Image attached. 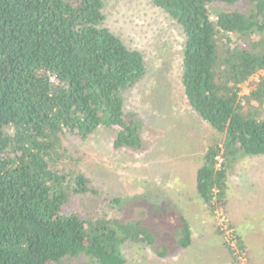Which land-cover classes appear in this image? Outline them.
Listing matches in <instances>:
<instances>
[{
  "label": "trees",
  "instance_id": "1",
  "mask_svg": "<svg viewBox=\"0 0 264 264\" xmlns=\"http://www.w3.org/2000/svg\"><path fill=\"white\" fill-rule=\"evenodd\" d=\"M105 1L0 0V264H125L126 244L166 256L140 221L71 209L98 193L67 169L66 135L112 131L114 149H144L123 100L145 76L144 59L104 26ZM149 1L183 33L184 98L214 133L195 171L196 194L214 216L227 204L230 164L264 156V77L241 95L264 71V0ZM176 238L191 244L184 218ZM234 241L230 254H248Z\"/></svg>",
  "mask_w": 264,
  "mask_h": 264
},
{
  "label": "rangeland",
  "instance_id": "2",
  "mask_svg": "<svg viewBox=\"0 0 264 264\" xmlns=\"http://www.w3.org/2000/svg\"><path fill=\"white\" fill-rule=\"evenodd\" d=\"M104 13V26L144 59L145 76L123 93L144 149H114L112 131L99 130L86 140L66 135L67 169L81 172L98 193L75 198L71 209L85 218L140 221L155 245L165 247L162 258L155 247L126 244L125 264H264V156L230 164L226 207L211 216L196 194L195 171L214 133L184 98L180 27L149 0H106ZM262 77L264 71L242 84L241 95ZM181 218L191 231L185 249L176 241ZM237 237L248 254L229 253L227 245L235 249Z\"/></svg>",
  "mask_w": 264,
  "mask_h": 264
}]
</instances>
